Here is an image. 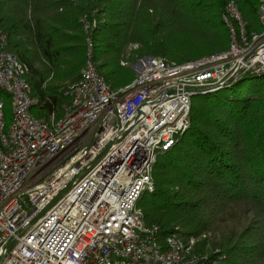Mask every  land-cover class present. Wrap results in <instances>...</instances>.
Returning <instances> with one entry per match:
<instances>
[{"label":"built area","instance_id":"built-area-1","mask_svg":"<svg viewBox=\"0 0 264 264\" xmlns=\"http://www.w3.org/2000/svg\"><path fill=\"white\" fill-rule=\"evenodd\" d=\"M258 14L262 31L248 32L230 0L228 48L183 63L140 57L117 90L98 72L89 34L81 76L51 120L33 114L29 66L8 50L0 19V88L12 100L9 122L0 99V264H219L194 237L162 236L138 202L154 190L157 156L190 127L193 96L264 73V0Z\"/></svg>","mask_w":264,"mask_h":264},{"label":"trees","instance_id":"trees-1","mask_svg":"<svg viewBox=\"0 0 264 264\" xmlns=\"http://www.w3.org/2000/svg\"><path fill=\"white\" fill-rule=\"evenodd\" d=\"M229 1L0 0V19L8 50L29 66L33 114L51 120L62 117L65 88L81 76L89 34L98 72L117 90L135 79L140 57L182 63L228 48ZM234 1L248 32L262 31L259 0ZM0 99L10 122L11 95L0 88ZM190 120L157 156L154 190L138 202L146 223L162 236L194 237L195 251L219 264H264V73L194 95Z\"/></svg>","mask_w":264,"mask_h":264},{"label":"rangeland","instance_id":"rangeland-1","mask_svg":"<svg viewBox=\"0 0 264 264\" xmlns=\"http://www.w3.org/2000/svg\"><path fill=\"white\" fill-rule=\"evenodd\" d=\"M222 19H223V15H222ZM224 22V21H223ZM226 25V24H225ZM229 31V30H228ZM229 39H230V34H229ZM229 45H230V43H229ZM229 47V46H228ZM220 51H222V50H220ZM214 53V52H213ZM209 54H212V53H209ZM209 54H206V55H209ZM203 56H205V55H203ZM203 56H200V57H203ZM200 57H197V58H200ZM197 58H195V59H197ZM191 60H194V59H191ZM188 61H190V60H188ZM186 62V61H185ZM183 63V62H182ZM134 64V63H133ZM133 64L131 65L132 66V71L134 72V69H133ZM133 74H135V72L133 73ZM227 91H230V90H227Z\"/></svg>","mask_w":264,"mask_h":264},{"label":"water","instance_id":"water-1","mask_svg":"<svg viewBox=\"0 0 264 264\" xmlns=\"http://www.w3.org/2000/svg\"><path fill=\"white\" fill-rule=\"evenodd\" d=\"M253 52V51H252Z\"/></svg>","mask_w":264,"mask_h":264}]
</instances>
